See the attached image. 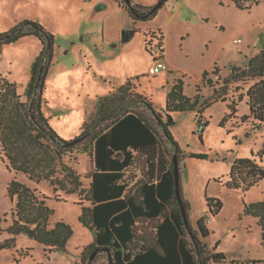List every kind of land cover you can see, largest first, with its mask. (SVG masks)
<instances>
[{
    "label": "rangeland",
    "instance_id": "obj_1",
    "mask_svg": "<svg viewBox=\"0 0 264 264\" xmlns=\"http://www.w3.org/2000/svg\"><path fill=\"white\" fill-rule=\"evenodd\" d=\"M119 1L0 0V32L30 19L54 34V56L42 109L64 139L78 136L86 121L91 128L99 96L132 79L134 90L147 95L163 112L181 147L180 182L190 202V224L198 229L199 218L207 215L211 234L205 242L212 250L217 246L216 250L227 257L210 264H231L233 260L235 264H250L264 259L261 227L254 216L244 213L245 203L264 201V178L247 191L227 185L239 157L254 158L264 167V125L254 130L257 120L251 117L244 122L241 118L250 113L246 92L255 81L224 86L232 66L245 67L264 50V0L245 9L233 0H168L146 21H135ZM132 2L150 7L159 0ZM122 30L136 33L125 40ZM42 48L35 35L0 47V74L17 84V94H4L0 81V244L11 243L0 250V264H111L106 250L91 258L96 250L87 246L95 241L96 232L80 220L83 206L91 205L86 199L93 171L90 155L44 138L31 118L26 92ZM161 55L168 69L151 74L154 56ZM206 70L209 73L204 79ZM180 80L186 95L200 94V114L198 110H167L168 93ZM219 87H223L226 100H216L214 90ZM232 101L238 103L239 111L223 126ZM200 115L209 121L203 140L197 131ZM168 147L173 154L171 142ZM191 152L206 153L208 158H192L188 156ZM23 168L40 181L32 180ZM45 175L53 179L57 190ZM127 176L135 189L142 169L129 170ZM13 178L47 196L54 210L51 227L60 220L72 226L66 250L47 251L27 234L16 235L12 242L9 227L16 199L8 194V185ZM206 195L223 201L219 214L210 213Z\"/></svg>",
    "mask_w": 264,
    "mask_h": 264
},
{
    "label": "trees",
    "instance_id": "obj_2",
    "mask_svg": "<svg viewBox=\"0 0 264 264\" xmlns=\"http://www.w3.org/2000/svg\"><path fill=\"white\" fill-rule=\"evenodd\" d=\"M167 1L159 0L150 7L133 3L132 0L130 3L126 0L119 3L126 7L135 21H146L153 19ZM233 1L242 9L249 8L253 2H259ZM29 35L37 36L43 43V48L33 63L32 78L26 92L31 100L30 114L38 133L44 138L56 140L64 147L82 149L91 157L93 171L86 197L91 205L83 206L80 220L96 232V239L87 248L106 250L111 255V264H210L225 261V253L217 251V246L212 250L205 242V238L211 234L207 224L208 216L199 218L198 229L190 224V202L180 186L184 209L181 207L176 192L174 158L178 161L181 176L180 161L183 153L168 123L163 119V112L158 110L147 95L135 91V85L129 79L116 91L99 96L91 128H88L89 122L86 121L78 136L64 139L52 127L50 118L42 109L54 56V34L39 21L27 19L8 31L0 32V47ZM158 58L154 56V62ZM230 70L224 86L231 82L255 81L246 92L250 113L241 118L246 122L253 117L259 122L254 129L257 130L264 125V50L254 56L247 66H232ZM208 73L206 70L204 79ZM0 81L4 86V94L9 91L17 94L16 83L2 74ZM207 82L214 85L210 80ZM222 89L223 87H219L214 90L216 100H226V93ZM199 105L200 94L195 97L186 95L182 80L175 83L168 93L166 108L169 112L198 110L200 114L203 111L198 109ZM228 106L231 113L221 122L223 126L228 118L234 117L239 111L235 101ZM199 117L203 118L202 115ZM208 125L209 121H206L203 131L197 128L201 140ZM250 135L251 132L248 131L247 136ZM168 142L174 147L173 154ZM188 156L208 158L206 153L197 152H191ZM10 159L12 161L11 157ZM139 169H142V178L133 189L127 172ZM21 170L29 174L32 180L40 181V178L34 179L26 168ZM44 178L50 180L57 190L50 176L45 175ZM263 178L264 167L256 159L239 157L232 165L227 185L247 191ZM8 194L13 200L16 199L12 209L13 221L9 227V232L14 235L12 242L16 235L27 234L44 245L47 251L66 250L73 234L72 226L64 220L50 226V216L54 210L49 207L47 196L17 178L10 180ZM206 199L210 213L219 214L224 206L223 201L208 195ZM244 213L257 219L264 246V201L245 203ZM1 221L0 217V224ZM10 244H0V250ZM235 262L233 260L231 264ZM250 264H264V259H254Z\"/></svg>",
    "mask_w": 264,
    "mask_h": 264
},
{
    "label": "water",
    "instance_id": "obj_3",
    "mask_svg": "<svg viewBox=\"0 0 264 264\" xmlns=\"http://www.w3.org/2000/svg\"><path fill=\"white\" fill-rule=\"evenodd\" d=\"M126 1H127V3H130V0H126ZM135 33H136V30H131V31L126 32L124 39H125V40H129V39H131V38L134 36ZM174 161H175L176 192H177V196H178L179 202L181 203V207H182V209H184V206H183V204H182L181 194H180V186H181V182H180V181H181V180H180L179 164H178V161H177L176 157L174 158ZM184 215H185V217H186V212H185V211H184ZM186 222L188 223V220H186ZM98 252H99V250H96V251L92 254L91 258H94V256H95Z\"/></svg>",
    "mask_w": 264,
    "mask_h": 264
},
{
    "label": "built area",
    "instance_id": "obj_4",
    "mask_svg": "<svg viewBox=\"0 0 264 264\" xmlns=\"http://www.w3.org/2000/svg\"><path fill=\"white\" fill-rule=\"evenodd\" d=\"M236 41H240V39H237ZM168 69L167 63L163 60V58H158L153 64V66L150 69L151 74H157L158 72L162 70ZM206 121L203 118L198 119V130L203 131L205 128ZM2 146H1V140H0V151H2Z\"/></svg>",
    "mask_w": 264,
    "mask_h": 264
},
{
    "label": "crops",
    "instance_id": "obj_5",
    "mask_svg": "<svg viewBox=\"0 0 264 264\" xmlns=\"http://www.w3.org/2000/svg\"><path fill=\"white\" fill-rule=\"evenodd\" d=\"M124 31L126 32V30H122V35H121V37L124 35ZM210 227V226H209Z\"/></svg>",
    "mask_w": 264,
    "mask_h": 264
}]
</instances>
